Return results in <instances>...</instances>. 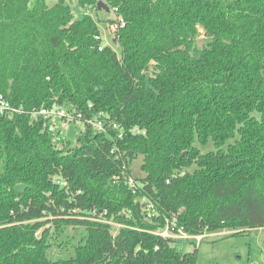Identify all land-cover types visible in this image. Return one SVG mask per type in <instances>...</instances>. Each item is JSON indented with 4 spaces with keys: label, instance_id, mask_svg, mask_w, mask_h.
I'll list each match as a JSON object with an SVG mask.
<instances>
[{
    "label": "trees",
    "instance_id": "obj_1",
    "mask_svg": "<svg viewBox=\"0 0 264 264\" xmlns=\"http://www.w3.org/2000/svg\"><path fill=\"white\" fill-rule=\"evenodd\" d=\"M100 1L125 21L119 55ZM0 94L24 110L0 115V264H196L193 240L155 233L264 228V0H0ZM53 105L91 106L105 132L58 148V121L30 118Z\"/></svg>",
    "mask_w": 264,
    "mask_h": 264
},
{
    "label": "rangeland",
    "instance_id": "obj_2",
    "mask_svg": "<svg viewBox=\"0 0 264 264\" xmlns=\"http://www.w3.org/2000/svg\"><path fill=\"white\" fill-rule=\"evenodd\" d=\"M52 3V0H49ZM32 6L34 2L31 3ZM70 8L75 15L79 14V9L72 3ZM94 19H97V26L100 31V36L103 45L112 47V49L120 54L118 45L112 43V34L108 29L110 25L106 21L113 20L114 14L112 12L99 11L97 14L92 15ZM200 36L198 37V43H201L203 38V30L199 29ZM70 127H73L74 132H79L83 128L81 122L66 121L64 123H58L53 125V131L55 132V140L57 141L58 148H61L65 137ZM202 153H205L212 149L211 143L205 147H199ZM142 163V156H137L129 164L131 171V179L134 182L135 179L144 177V173L140 170ZM190 168L186 171H192ZM111 227L106 233L95 232L93 233L94 244L96 247L105 245L109 238H113L117 235L118 230L122 227L113 222L109 223ZM243 231V230H242ZM242 231H229L224 230L214 234H204L200 241L193 240V244H187L185 250L192 251L197 249V261L196 264H264V228L244 230ZM40 232L36 235L39 236Z\"/></svg>",
    "mask_w": 264,
    "mask_h": 264
},
{
    "label": "built area",
    "instance_id": "obj_3",
    "mask_svg": "<svg viewBox=\"0 0 264 264\" xmlns=\"http://www.w3.org/2000/svg\"><path fill=\"white\" fill-rule=\"evenodd\" d=\"M114 14V22H112L108 29L111 32L112 36L114 37L115 33L125 27V21L122 16L118 13L117 8H113L111 11ZM99 50L102 49V46L98 48ZM24 110L22 108H13L10 106V103L0 94V115L5 113H23ZM101 117H107L105 114L98 112L94 113L92 111L91 106L88 109L87 113L80 111L79 109L73 106H58L53 105L50 109L47 108H39L33 109L30 112V118L33 120L42 119L43 126H45L48 122L52 123L54 120L56 124L64 123L66 121H76L81 122L83 125L90 126L95 132H105V125ZM54 124V125H56ZM111 127L113 132L116 134L117 139H122L124 131L123 129L117 124L112 122ZM50 130L53 131V124L50 126ZM131 133L139 134L140 131L137 128L132 129ZM129 186L133 187L134 183L131 177L128 180ZM62 186H65L66 183L62 181H57ZM108 224L110 222H107ZM118 225V224H117ZM163 238L169 239H179V240H195L200 241L202 236H190L184 233L182 230L178 229L175 230L173 224L167 222L166 227L158 233H155Z\"/></svg>",
    "mask_w": 264,
    "mask_h": 264
},
{
    "label": "water",
    "instance_id": "obj_4",
    "mask_svg": "<svg viewBox=\"0 0 264 264\" xmlns=\"http://www.w3.org/2000/svg\"><path fill=\"white\" fill-rule=\"evenodd\" d=\"M97 8L99 11L103 10L105 12H109L108 7L102 1L98 2ZM74 137H75L74 129H73V127H70L68 130V133H67V138L68 139H74ZM27 188H28L27 185L18 184L15 186V191H16V193L20 194V193H23Z\"/></svg>",
    "mask_w": 264,
    "mask_h": 264
}]
</instances>
